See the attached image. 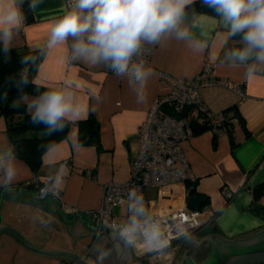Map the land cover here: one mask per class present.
Here are the masks:
<instances>
[{
    "label": "crops",
    "instance_id": "crops-1",
    "mask_svg": "<svg viewBox=\"0 0 264 264\" xmlns=\"http://www.w3.org/2000/svg\"><path fill=\"white\" fill-rule=\"evenodd\" d=\"M24 1L29 6V0ZM65 5L66 0H43L34 11L29 7L30 17L24 15V28L15 35L11 47L18 52H29L43 46L53 21L64 14ZM218 20V16L204 13L195 14L191 19L185 17L182 27L196 39L207 43L202 52H196L187 42L175 39L161 45H145L152 48L148 66L154 70V75L148 82L143 103L137 102L127 80L114 75L105 65L69 64L65 45H57L43 55L33 81L50 89L60 86L65 79L74 80L78 85L74 91L80 114L70 121L67 136L43 153L37 173L16 157V180L10 190L0 187V225L15 228L40 247L72 250L83 259L88 252L95 257L98 249L106 246L111 249L109 256L115 261L117 250L112 239L105 232L98 236L96 230L88 226L94 222L87 213L100 207L106 183L129 179L130 158L137 146L138 126L152 99L170 89L161 73L191 78L208 61L212 64L211 76L240 83L244 95L238 96L225 87H206L200 90L202 100L213 111L235 104L244 126L236 121L231 133L206 129L183 142L184 153L196 176L194 192L205 197L202 207L208 208V220L201 223L191 243L182 239L181 244L172 246L171 264H185L186 260H181L183 255L190 257L193 263H199L210 250V240L198 241V237L213 234L234 240L264 229V194L256 201L252 198V189L264 181V65H258L256 74L248 78L243 65L233 67L225 61V52L239 47L241 37L227 39L226 30ZM36 96L25 94L21 97L27 113H30L27 108L29 100ZM89 114L99 124L98 148L78 142L79 122ZM25 135L32 138L47 134L45 130L29 129ZM231 135L236 143L233 147ZM9 145L6 120L0 116V147ZM61 171V198L35 199L33 192L37 186L47 184L49 177H55ZM35 179V184L29 189ZM145 194L159 209L179 207L187 202L189 196L186 183L167 185L158 190L149 188ZM11 205L16 209L15 215L11 216L13 219L3 212L4 207ZM69 207H74L78 215L65 214L62 209ZM125 212L126 206L120 204L115 207L114 215L116 219L123 220ZM0 234H5V238L27 254L47 258L40 259L41 264L71 263L69 259L48 257L26 249L10 230Z\"/></svg>",
    "mask_w": 264,
    "mask_h": 264
},
{
    "label": "clouds",
    "instance_id": "clouds-1",
    "mask_svg": "<svg viewBox=\"0 0 264 264\" xmlns=\"http://www.w3.org/2000/svg\"><path fill=\"white\" fill-rule=\"evenodd\" d=\"M43 0H29L33 11ZM24 0H0V45L7 53L12 41L24 28L21 5ZM194 0H67L64 14L57 17L43 46L42 55L65 45L69 64L85 62L92 66L105 65L114 75L127 80L138 103L146 100V89L154 70L143 59L145 45H161L169 39L187 42L196 52H202L205 41L196 39L182 27L186 9ZM219 17L227 39L239 35V47L224 54L231 66L243 65L246 76L253 77L258 65H264V0H203ZM227 39L225 43H227ZM36 55L24 57L25 64H35ZM27 68L20 83L27 84ZM72 79H65L55 88L39 93L29 100L28 111L34 124H43L47 135L63 131L66 123L80 114ZM17 177L16 153L12 146L0 147V187L10 190ZM63 173L49 177L47 191L59 196ZM43 191V190H42ZM126 217L106 220L103 228L119 245L138 256H148L150 264H171L172 241H193L194 217H165L153 211L143 193L136 187L128 190ZM103 233H98V236ZM111 249L101 246L95 257L84 258L85 264H104Z\"/></svg>",
    "mask_w": 264,
    "mask_h": 264
},
{
    "label": "built area",
    "instance_id": "built-area-1",
    "mask_svg": "<svg viewBox=\"0 0 264 264\" xmlns=\"http://www.w3.org/2000/svg\"><path fill=\"white\" fill-rule=\"evenodd\" d=\"M67 3V0H66ZM143 59L149 63L152 48L144 46ZM212 64L205 62L202 69L191 78L175 77L161 73V78L170 86L166 93L155 96L147 109L145 116L137 129L136 149L131 154V173L124 182L111 181L104 185L102 201L99 208L87 213L90 219L97 225L96 233L105 232L103 228L106 220H118L114 215V209L126 201L130 188H138L144 195L150 209L162 216L187 215L194 217L195 227L191 229L194 234L200 228V209H191L187 202L173 208H155L151 200L146 196V189H160L167 185L194 183L196 176L193 173L188 159L183 150V142L191 138L194 128L206 125L213 131L226 130L237 120L225 112L213 111L200 96V90L206 87H225L238 96H243V88L240 83L231 82L225 78H217L210 75ZM46 183L39 184L33 192L37 200L52 196L46 188ZM43 190V191H42ZM188 197V195H187ZM65 214H77L74 207L62 209ZM211 214H213L211 212ZM126 216V212H125ZM109 231V230H108ZM182 239L172 241V246L181 244ZM150 264L148 256H138Z\"/></svg>",
    "mask_w": 264,
    "mask_h": 264
},
{
    "label": "trees",
    "instance_id": "trees-1",
    "mask_svg": "<svg viewBox=\"0 0 264 264\" xmlns=\"http://www.w3.org/2000/svg\"><path fill=\"white\" fill-rule=\"evenodd\" d=\"M23 13L26 18L30 17V9L27 1L21 5ZM204 13L217 17L216 12L205 5L203 0H194V3L186 9V17L191 19L195 14ZM239 36V35H237ZM236 36L232 37L235 38ZM27 55H36L38 59L35 64H25L23 59ZM43 55L36 50L29 52H18L16 49L10 47V50L5 53L3 46L0 45V116L6 120V132L8 134L10 144L14 148L16 157L25 161L31 169L37 173L41 163L43 153L60 139L67 136L71 122H67L63 131H58L52 135L45 137H27L26 130L38 129L45 130L43 124H34L31 120V114L26 112L25 104L21 101V97L25 94L38 95L49 88L39 85L33 81V74L39 65ZM27 68L26 76L28 78L27 84L20 83L22 73ZM229 116H234L236 120L244 126L243 118L238 113L235 104L230 105L222 110ZM233 125L226 129L231 133ZM208 129L206 125L197 126L194 128V134H198ZM231 147L236 143L232 135ZM78 142L81 144H89L99 147V124L92 114L79 122V129L77 133ZM70 160H68V163ZM36 182L33 181L28 188ZM195 183V182H194ZM194 183L186 182L189 195L195 194ZM262 194H264V181L252 189L253 201H256ZM206 200V199H205Z\"/></svg>",
    "mask_w": 264,
    "mask_h": 264
},
{
    "label": "water",
    "instance_id": "water-1",
    "mask_svg": "<svg viewBox=\"0 0 264 264\" xmlns=\"http://www.w3.org/2000/svg\"><path fill=\"white\" fill-rule=\"evenodd\" d=\"M204 202L205 197L201 193H195L187 197V205L191 209H200ZM71 216H73V214ZM1 221L2 215L0 213V223ZM88 226L95 230L97 228V225L95 224L91 225L88 223ZM4 230L12 231L21 245L32 252L48 257L69 259L71 260L70 264H85V260L82 258V256L75 251L68 249H45L32 243L28 238L11 226L0 225V233ZM105 233L109 235L108 230H106ZM86 236H89V234ZM205 238L210 240V250L197 264H264V229L238 237L234 240L208 234L198 237V241ZM111 239L115 249L117 250V258L119 259L120 264H124L123 262L125 260L127 261V259L124 260L123 255L125 253L126 258H130V250L123 247L122 245H119L114 238ZM86 256L92 257L89 252L86 254ZM182 259L186 260L185 264H196L193 263L191 258L186 255H183L181 260ZM133 264L142 263L135 262Z\"/></svg>",
    "mask_w": 264,
    "mask_h": 264
},
{
    "label": "rangeland",
    "instance_id": "rangeland-1",
    "mask_svg": "<svg viewBox=\"0 0 264 264\" xmlns=\"http://www.w3.org/2000/svg\"><path fill=\"white\" fill-rule=\"evenodd\" d=\"M15 210L13 205L3 208V212L10 217L13 213V216L15 215ZM207 213L208 208L202 207L199 216L200 223H205L208 220ZM12 217L11 219H13ZM5 237V234H0V264H41L40 259H47L45 257L36 256L35 254H27L28 252H24V250L17 248L10 239Z\"/></svg>",
    "mask_w": 264,
    "mask_h": 264
},
{
    "label": "flooded vegetation",
    "instance_id": "flooded-vegetation-1",
    "mask_svg": "<svg viewBox=\"0 0 264 264\" xmlns=\"http://www.w3.org/2000/svg\"><path fill=\"white\" fill-rule=\"evenodd\" d=\"M126 250V249H125ZM123 250V251H125ZM132 253V252H131ZM123 259H127V261L125 260L123 263L124 264H133L135 262H141L142 264H146L144 260H140V259H137L134 254L132 253L131 254V257L130 258H126L125 256V253L123 255ZM104 264H120V261L118 258H115V261H113V257L111 256H108L107 259L105 260Z\"/></svg>",
    "mask_w": 264,
    "mask_h": 264
}]
</instances>
